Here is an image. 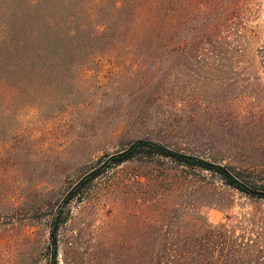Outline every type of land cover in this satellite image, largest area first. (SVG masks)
Instances as JSON below:
<instances>
[{
	"label": "rangeland",
	"instance_id": "obj_1",
	"mask_svg": "<svg viewBox=\"0 0 264 264\" xmlns=\"http://www.w3.org/2000/svg\"><path fill=\"white\" fill-rule=\"evenodd\" d=\"M137 138L264 183V0H0V264L264 262V198Z\"/></svg>",
	"mask_w": 264,
	"mask_h": 264
},
{
	"label": "trees",
	"instance_id": "obj_2",
	"mask_svg": "<svg viewBox=\"0 0 264 264\" xmlns=\"http://www.w3.org/2000/svg\"><path fill=\"white\" fill-rule=\"evenodd\" d=\"M137 152H145L148 154H158L162 156H167L179 163L197 166L203 169L210 170L216 173L220 177V179L227 185L235 187L247 193L248 195L264 198V183L255 179H251L252 177H250V175L244 174L239 169L231 165L209 161L197 155L183 153L181 151L171 149L158 142L145 138H137L135 140L130 141L125 147H123L119 152L112 156V161L117 162L130 158ZM94 173L95 172L93 170L87 175L94 176ZM73 195L74 192L71 189L67 198L69 199ZM50 236L51 238L49 241V264H56L54 229L51 230ZM227 243L228 241L226 242V245ZM246 244L247 243L243 241L231 240L229 243V247L233 249V245H240V248H244ZM238 250L239 249H235V252H239ZM224 261L225 262H155V264H264V262H231L234 261L233 258H227Z\"/></svg>",
	"mask_w": 264,
	"mask_h": 264
}]
</instances>
